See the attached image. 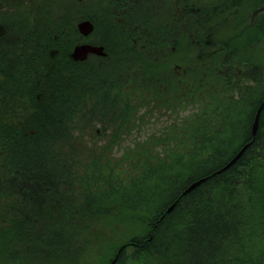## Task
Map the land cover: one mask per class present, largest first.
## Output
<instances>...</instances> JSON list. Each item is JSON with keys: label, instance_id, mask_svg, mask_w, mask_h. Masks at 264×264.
Here are the masks:
<instances>
[{"label": "trees", "instance_id": "16d2710c", "mask_svg": "<svg viewBox=\"0 0 264 264\" xmlns=\"http://www.w3.org/2000/svg\"><path fill=\"white\" fill-rule=\"evenodd\" d=\"M12 1L5 12L21 9ZM228 1L219 4L211 21L196 26L202 39L192 49L188 40L157 42L155 34L178 32V15H173L169 27L149 26L153 53L186 42L187 67L200 61L198 73L190 71L189 79H176L165 58L155 65L149 51V82L155 83L149 90L156 89L164 106L167 101L174 104L176 97L199 103L201 114L190 118L183 132L165 135L163 156L155 158L151 145L125 155L121 165H127L123 171L127 176L119 171L120 163L113 167L107 160L106 165L96 166L93 161L79 178L83 200L76 205L68 163L54 148L71 138L65 137L64 128L66 132L73 126L83 129L87 117L93 125L90 117L109 112L104 79L112 78L113 72L107 75V66L94 72L88 70L89 63L70 59L78 34L67 13L56 19L50 9L43 26L25 17V27L16 35L0 37V264H17L34 245L46 252L45 260L66 263L80 243L78 238L92 235L93 227L107 221L139 224L148 231L144 237L109 238L105 261L121 242L131 241L127 250L134 246L136 255L149 254L154 264H264V113L254 143L237 164L182 196L187 185L211 175L251 138L255 109L264 93V12L258 28L245 20L246 7L264 5V0ZM113 26L99 43L106 47L107 59L123 69L128 65L126 57L136 51L121 40L120 26ZM51 51L56 56L51 57ZM139 56L141 64L148 65L143 54ZM160 82L161 89L169 86V95L160 92ZM96 83L101 86L98 91ZM36 86L44 91V102L34 98ZM144 92L141 97H146ZM111 107L106 129L113 126L115 142L135 108L128 96L121 100L120 115ZM76 116L82 117L72 123ZM123 178L130 181L127 192L116 187L125 184ZM177 199L174 210L166 213ZM127 250L122 257L131 253Z\"/></svg>", "mask_w": 264, "mask_h": 264}, {"label": "rangeland", "instance_id": "374dc122", "mask_svg": "<svg viewBox=\"0 0 264 264\" xmlns=\"http://www.w3.org/2000/svg\"><path fill=\"white\" fill-rule=\"evenodd\" d=\"M92 2V5L90 6L88 0H78L75 3V10L78 12H83L85 10H87L86 8H88V13L90 14V16L98 21H101L100 25H99V29H97V35L98 37L104 33H107L109 31V27L112 23V21H110L108 19V17H100L101 14V9L104 5H105V0H90ZM143 1H147V3L143 4ZM149 3H151L152 5H160L163 8H161L165 14L164 17L165 18L167 16V10L165 9V6L169 7L172 6L173 4V0H171V2H169V0H139L137 3H132V5L134 6V10L136 11V13L139 11V9L141 8L142 4V10H144L145 8H147L149 6ZM87 6V7H86ZM86 7V8H85ZM154 11H158L159 9L158 7H154L153 9ZM44 11L45 9H43L41 11V14L44 15ZM134 22V25L137 26L140 29H144L145 28V24L141 23V22H137L139 20V16H136L134 18H132ZM135 20V21H134ZM168 22V18L165 20V23ZM97 35H95L93 37V39L95 40V38L97 37ZM97 39V38H96ZM159 40H157L158 42ZM136 44H141V39H138L136 42ZM132 44V43H131ZM135 45V44H134ZM137 46V45H135ZM149 46V44H148ZM139 47V46H138ZM150 47V46H149ZM152 47H154V45L152 44ZM140 48V47H139ZM165 47L160 48L161 50H164ZM160 53V52H159ZM155 55H158L157 53H154ZM93 62L96 63H100L96 60H93ZM23 66V65H22ZM125 72V71H124ZM120 75L122 74V72L119 73ZM32 85H35V83L33 82ZM115 89H120V84L116 83L115 85ZM121 89L120 91H116L115 93L119 96L122 95L121 93ZM126 92V90H125ZM161 94V93H160ZM136 98L135 101L138 103L137 100H139L141 98L140 95H135L134 96ZM158 96L155 95L154 100L157 98ZM34 98L36 100H38L39 102H44L45 101V93L44 91L39 88V86H36V93L34 94ZM154 100H150V101H141L140 104L136 109H134L132 111V114H130L126 119V124L127 126L124 128L123 133L121 134V138L118 140L119 142H117V144L115 146H111L110 148H103L104 151L109 152L111 157H115V158H119L120 156L123 155V152L126 151L127 149H134L139 142H142L144 140H146L147 138H151L152 140V145H151V149L155 152V148H157V152H160L163 150V148L165 147L162 143L157 145L158 139L162 136H164L166 134L167 131V127L168 125H172V124H177L180 122V120L185 117L189 111H181L180 107L178 108V106H172V107H164L163 103L160 101H154ZM114 104L118 105L119 107H121L119 105V101L118 102H113ZM157 104V106H155ZM91 118V117H90ZM79 119V117L77 119H73V122H77V120ZM92 119V118H91ZM95 119V122L98 121H106L103 120L101 117H96L93 118ZM84 121V119H82ZM95 126H99V125H94L93 127H91L89 129V133L84 137L85 140L82 139H78L77 141H75V143L79 142L81 145H79L78 147L81 148V150L83 149L86 153L91 151L92 146H86L90 144V142L95 141L96 139L94 137H98L100 135V130H97L93 137L92 140H88L90 139V136H92L93 134V130L95 128ZM78 128H74L72 133L70 132H66L67 129L64 128L63 129V134L67 136H76L77 134H80V132H78L77 130ZM81 141V142H80ZM94 143V142H93ZM105 144V139H101L98 141L97 146H103L104 147ZM94 145V144H93ZM85 153V154H86ZM116 221V220H114ZM111 221H107V223L105 224L104 222H101L100 225L97 227H93V230H91L90 232H92V234H96L93 235L94 239L96 241L99 240L98 244L99 245H104L103 247H101V252L104 250V247H106V243H108V239L109 238H113V240L116 238L117 240H120V237H127V236H138L139 234H141V237H144V235L146 234L145 231H148V229H143L141 225L139 224H130V223H120L119 222L116 224L114 222H112V224H110ZM148 228V225L146 226ZM101 233H105L107 236L104 237V240L102 238H100ZM126 233V235L124 234ZM125 235V236H124ZM121 237V238H122ZM90 242V237H87L86 234H84L82 236V242L81 244L85 243V241ZM107 241V242H106ZM125 241V240H124ZM122 244V242H121ZM91 249H89L90 251ZM130 251L131 253L126 252V256L122 257L120 264H154L153 262L149 261V254H135L136 252L132 251V249L127 250ZM132 254V255H131ZM90 257H87V264H99V261L97 260L98 254L96 252L93 251V254H90ZM94 255V256H93ZM100 256V255H99ZM146 256V257H145ZM114 255H112L109 260L107 262H104L103 264H109L110 261L113 259ZM158 263V262H157ZM159 264V263H158Z\"/></svg>", "mask_w": 264, "mask_h": 264}, {"label": "water", "instance_id": "95a60500", "mask_svg": "<svg viewBox=\"0 0 264 264\" xmlns=\"http://www.w3.org/2000/svg\"><path fill=\"white\" fill-rule=\"evenodd\" d=\"M80 28H81V30L83 31V33H85V34H88L89 33V31H91L92 30V27H90L87 23L86 24H81L80 25ZM95 53V54H99V55H102L103 54V48H100V47H91V46H88V45H82V46H79V47H77L76 48V50H75V53H74V58H76V59H81V60H83V59H85L86 57H87V55H88V53ZM260 112V111H259ZM258 116H259V113H258ZM258 116H257V119H256V121H255V125H254V130H256V128H257V126H258ZM247 148V146L246 147H244L242 150H241V152L231 161V163H229L226 167H225V169H227L228 167H230L232 164H234L237 160H238V158L242 155V153L244 152V150ZM205 181V179H203V180H200V181H198V182H196L190 189H192V188H194V187H196V186H198L200 183H202V182H204ZM189 189V190H190Z\"/></svg>", "mask_w": 264, "mask_h": 264}, {"label": "bare ground", "instance_id": "6f19581e", "mask_svg": "<svg viewBox=\"0 0 264 264\" xmlns=\"http://www.w3.org/2000/svg\"><path fill=\"white\" fill-rule=\"evenodd\" d=\"M57 264H59V263L57 262Z\"/></svg>", "mask_w": 264, "mask_h": 264}]
</instances>
